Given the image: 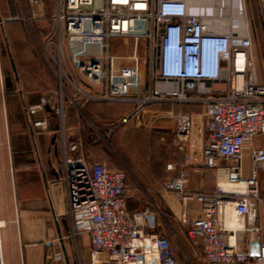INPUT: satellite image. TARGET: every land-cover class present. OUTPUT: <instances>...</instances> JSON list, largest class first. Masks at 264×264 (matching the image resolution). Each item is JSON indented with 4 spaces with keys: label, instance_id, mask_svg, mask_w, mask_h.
Returning a JSON list of instances; mask_svg holds the SVG:
<instances>
[{
    "label": "built area",
    "instance_id": "obj_1",
    "mask_svg": "<svg viewBox=\"0 0 264 264\" xmlns=\"http://www.w3.org/2000/svg\"><path fill=\"white\" fill-rule=\"evenodd\" d=\"M258 9L264 27V0ZM52 20L43 41V63L48 70L50 64L55 67L60 97L66 82L87 101L130 103L133 108L121 124L155 103L203 105L204 165L214 168L217 158L232 160L228 185H241V191L218 187L214 194L191 195L184 187L186 173L166 180L161 190L176 194L183 207L190 200L200 205L196 219L187 220L183 212L179 223L189 241H201L206 264H264V237L254 224L264 149L252 146L256 136H264V83L257 78L240 0H55ZM126 41H131L130 54L116 55L114 43L125 46ZM71 70L89 86H100L102 95L83 92ZM216 82L227 84L226 90H215ZM46 104L42 98L30 109ZM53 111L62 118V102ZM176 121V138L184 143L190 119L177 116ZM34 127L45 129V120ZM246 148L248 180L242 179L239 165ZM62 166L71 236H87L89 264H176L169 240L146 232L147 212L128 210L123 170L88 163L79 143L63 144ZM227 208L241 217V229L226 228ZM237 233H248L259 243L258 256L237 248ZM45 245L52 250L50 264L63 261L54 242Z\"/></svg>",
    "mask_w": 264,
    "mask_h": 264
},
{
    "label": "crops",
    "instance_id": "obj_2",
    "mask_svg": "<svg viewBox=\"0 0 264 264\" xmlns=\"http://www.w3.org/2000/svg\"><path fill=\"white\" fill-rule=\"evenodd\" d=\"M258 1L240 0L251 37L256 25L258 30L264 31ZM52 27L53 20L44 38ZM10 63L13 64L12 61ZM50 65L55 73V67ZM71 72L83 92L102 95L100 86H89L76 71ZM56 87V90L44 94L29 106L28 112L31 115L38 113L45 120V129L35 130L30 126L31 123L27 122L30 140L18 139L9 149L12 171L8 187L9 201L6 209L0 212L5 223L0 232L3 264H50L48 257L52 250L45 245L49 241L54 242L56 250L61 251L63 255V261L52 264H89L87 236L84 233L71 236V222L67 215L66 189L62 181V146L69 143L80 144V151L88 163L105 165L111 170H121L111 168L113 166L109 152L114 153L124 167L142 181L143 189L149 193L160 217H168L178 225L174 231L167 234L163 230L160 231V221H156L159 225L146 232H158L169 240L176 264L178 251L172 247L173 240L180 251H186L184 255L187 260H193L195 263L201 260L206 264L201 241H189L185 236L184 227L179 223L183 212L187 220L196 219L200 213V205L190 200L183 207L176 194L164 193L161 190L166 180L178 178L182 173L187 174L184 187L191 195L214 194L218 187L228 184L229 167L234 164L232 160L217 158L214 168L204 165L203 105H179L170 101L155 103L144 109L136 118L121 124V119L132 110V104L87 101L81 93L65 82L64 90L78 102L77 107L70 104L66 93L60 97L58 85ZM213 88L225 91L227 84L216 82ZM42 98L47 99V104L41 110L31 111L30 108L38 105ZM60 102L64 106L62 118L53 111ZM177 116H187L190 119L189 137L184 143H180L176 138ZM88 122L93 123L102 133L90 129ZM252 146L264 149V136H256ZM147 147L158 149V152L162 153L161 159L143 158L147 154ZM167 165H170L171 169H167ZM239 165L242 179H250L249 148L243 151ZM256 180L260 201L254 224L261 227L264 237V169L258 172ZM137 206L135 201H132L128 203V210L133 213L141 212L135 208ZM251 241H254L253 237L248 233L236 234L238 249L248 250Z\"/></svg>",
    "mask_w": 264,
    "mask_h": 264
},
{
    "label": "rangeland",
    "instance_id": "obj_3",
    "mask_svg": "<svg viewBox=\"0 0 264 264\" xmlns=\"http://www.w3.org/2000/svg\"><path fill=\"white\" fill-rule=\"evenodd\" d=\"M53 7L54 0H0V212L6 209L9 201L8 187L12 174L9 149L18 139L30 140L27 122L31 123L30 126L35 130L42 129L34 127V123L42 118L38 113L31 115L28 112L29 106L44 94L57 88V83L53 80L54 70L52 68L48 70L43 63V58L45 59L43 38L50 28ZM256 28L252 35L253 53L258 81L264 82V31ZM126 43L122 46L121 42H115L113 52L119 56L129 55L131 41ZM75 103L78 107V102ZM92 124H89L90 129L101 134L102 132ZM146 152L143 158L161 159L162 157L158 149L147 147ZM109 154L112 158L111 168L121 169L126 173L127 208L128 203L135 201L138 205L136 209L147 212L146 230L157 227L155 222L160 221L158 222L160 231L163 230L167 234L174 231L178 225L171 222L168 217L162 215L163 218L160 217L158 209L150 200L149 193L143 189L142 181L124 167L114 153L109 152ZM35 159L34 157V161ZM0 221H2L1 232L5 224L1 214ZM172 247L176 252L178 251V264H204L201 260L197 263L187 260L184 255L186 251H180L175 240L172 241Z\"/></svg>",
    "mask_w": 264,
    "mask_h": 264
},
{
    "label": "bare ground",
    "instance_id": "obj_4",
    "mask_svg": "<svg viewBox=\"0 0 264 264\" xmlns=\"http://www.w3.org/2000/svg\"><path fill=\"white\" fill-rule=\"evenodd\" d=\"M223 187L225 190L231 189L235 192L241 191L240 190L241 185L230 186L228 184H225ZM231 212H232V214H231ZM224 221H225V226L227 229H229V228L234 229V230L235 229H241L243 226V222H242L241 217L235 215L230 208H227L225 211ZM1 227H2V221H0V228ZM0 264H3L2 252H1V241H0Z\"/></svg>",
    "mask_w": 264,
    "mask_h": 264
},
{
    "label": "water",
    "instance_id": "obj_5",
    "mask_svg": "<svg viewBox=\"0 0 264 264\" xmlns=\"http://www.w3.org/2000/svg\"><path fill=\"white\" fill-rule=\"evenodd\" d=\"M249 253L252 257H256L259 254V243L251 241L248 246Z\"/></svg>",
    "mask_w": 264,
    "mask_h": 264
},
{
    "label": "trees",
    "instance_id": "obj_6",
    "mask_svg": "<svg viewBox=\"0 0 264 264\" xmlns=\"http://www.w3.org/2000/svg\"><path fill=\"white\" fill-rule=\"evenodd\" d=\"M50 22L52 23V17H50Z\"/></svg>",
    "mask_w": 264,
    "mask_h": 264
}]
</instances>
